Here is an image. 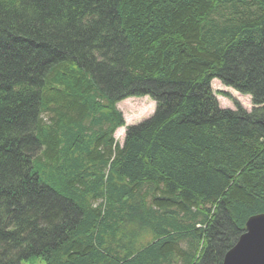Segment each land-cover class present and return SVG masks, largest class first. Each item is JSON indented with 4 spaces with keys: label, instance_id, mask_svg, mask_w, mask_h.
<instances>
[{
    "label": "trees",
    "instance_id": "16d2710c",
    "mask_svg": "<svg viewBox=\"0 0 264 264\" xmlns=\"http://www.w3.org/2000/svg\"><path fill=\"white\" fill-rule=\"evenodd\" d=\"M261 214L264 0H0V264H222Z\"/></svg>",
    "mask_w": 264,
    "mask_h": 264
},
{
    "label": "rangeland",
    "instance_id": "374dc122",
    "mask_svg": "<svg viewBox=\"0 0 264 264\" xmlns=\"http://www.w3.org/2000/svg\"><path fill=\"white\" fill-rule=\"evenodd\" d=\"M213 92L222 108L237 110L238 106L244 108L245 111L249 112L253 108L252 100L249 96L240 94L236 90L223 86L219 81H214L212 84ZM118 108L122 111L126 126L130 124L135 125L140 123L142 120L148 118L155 109V104L150 97L145 98H130L118 104ZM121 128L115 133L116 139L119 143H122L125 133ZM23 264H46L41 259H36Z\"/></svg>",
    "mask_w": 264,
    "mask_h": 264
},
{
    "label": "water",
    "instance_id": "95a60500",
    "mask_svg": "<svg viewBox=\"0 0 264 264\" xmlns=\"http://www.w3.org/2000/svg\"><path fill=\"white\" fill-rule=\"evenodd\" d=\"M222 264H264V214L251 217Z\"/></svg>",
    "mask_w": 264,
    "mask_h": 264
}]
</instances>
